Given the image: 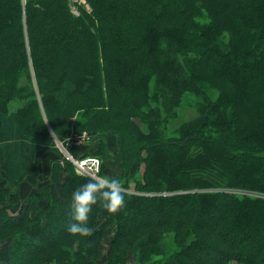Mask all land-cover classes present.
<instances>
[{"label": "trees", "instance_id": "obj_1", "mask_svg": "<svg viewBox=\"0 0 264 264\" xmlns=\"http://www.w3.org/2000/svg\"><path fill=\"white\" fill-rule=\"evenodd\" d=\"M70 1L0 0V113L28 100L14 117L28 134L48 133L40 104L58 141L94 134L71 152L98 157L101 176L119 163L126 205H94L80 237L61 222L88 182L71 163L43 210V196L12 200L3 183L0 231L21 234L0 264L62 260L112 227L103 264H264V0H75L89 8L77 14ZM188 94L202 124L171 127ZM83 252L70 255L87 264Z\"/></svg>", "mask_w": 264, "mask_h": 264}, {"label": "rangeland", "instance_id": "obj_2", "mask_svg": "<svg viewBox=\"0 0 264 264\" xmlns=\"http://www.w3.org/2000/svg\"><path fill=\"white\" fill-rule=\"evenodd\" d=\"M73 1L75 2V0H73ZM76 4H77V6H76ZM76 4L74 5V9L72 10V12H74L75 14L78 13L77 12L78 5H82L87 11H89L88 6L84 5L83 1H81V2L77 1ZM24 15L25 14L22 12V17ZM30 83H31L32 86H34L33 88H34L35 93H36L35 98L38 99L37 103L40 104V102H39L40 94L37 93L38 90H37V85H36V81H35V77H34L33 73L31 74V82ZM202 84H203V87L205 89H213V88H210L206 83H202ZM207 93L209 94V91ZM209 95L212 97V99H215L216 96H217V93L214 91V93H210ZM199 100H200V97L195 96L193 94H188V95L184 96L182 107L177 109V119L174 121L175 124L173 123L171 125V127H175L176 125H178L180 123H186L191 128L198 126L200 123L202 124L203 119L198 116V113L192 107L193 104L198 102ZM27 101L28 100H26V101L14 100V101H12V102H10L8 104L5 112L3 114L0 113V129L3 130L5 128V125L7 126V124L3 125L4 122H2V119L5 120L7 118L12 123L14 131L17 133V135H20V137L23 140L24 139H28V140H30V142L35 143V144H40V143L46 144L44 146V147H46L45 151L49 150V146H51L50 149H52V151H54V149H56L60 153L59 156L57 155L56 157L60 158V163H61L60 165L62 166L61 167L62 168V174L64 175V179L62 181V183H63L65 181V179H67V177H68V171L66 170L64 165L66 164V162L70 163V161H65V159H64V156H66L65 155V151L69 155L74 157L73 156L74 153L71 152L72 149H74V148H78L79 149L81 147L82 148H86L88 145L91 144V141L93 139L92 136H94V134H86V132H82V133L73 132V133H70L65 138H63V143H64L63 144L64 148H63L60 145L61 144L60 141H58L53 136V132L51 131V129L49 127V124L47 122L46 115L44 113L45 111H44V108H43L42 104H40V108H41L40 109V114H41L42 120L44 121V124H45V126H46V128L48 130V133L46 135H43V136H38V135L35 134V132H33L31 134H28L29 132L27 130H24L23 127L21 126V124L19 125L14 119L16 111L18 109L24 107L25 103ZM171 130H172L171 128L168 129V133H170ZM7 137H8V135H6V136L2 135V138H0V151L2 150V148L4 150V154H2L0 156V179L2 178L0 180V189H2V184L3 183L7 184L8 179H11L12 176H13V174H10L11 172L9 173L8 169H6L5 167H8L9 160H11L13 158V155L16 152L15 151L16 147L11 146V144L6 145L7 141H12L13 142V140L8 139ZM71 139H72V141L75 144L72 147H70L71 143H69V141H71ZM94 146H97V144H94ZM34 157H35V155H34ZM72 167H73V165H72ZM73 169L76 172V174H78L79 176H83L84 178L88 179L87 175H85L82 172H79L74 167H73ZM121 174H123V173H122V169H121L120 164L119 163L117 164V162H112V163H109L108 168L105 171V175H103V176H107L109 178H113V177H116V176H120ZM10 176H11V178H10ZM3 186H5V185L3 184ZM10 191H12V189H10V190H9V188H7L6 190L3 189V193H5V194L7 193L6 194L7 196L10 193ZM242 192H243V194H245V193L251 194V195L254 194V192L249 191V193H248L247 190H244V189H242ZM5 194H4V196H5ZM7 196L3 199V201H6L10 205L11 202H8L7 201L8 199L6 200ZM38 196H40V197L43 196V199L41 201H45V202H47L48 200H52L54 198L55 199H62L63 198L62 190H61L60 186H58V194L51 193L50 190L47 189L46 191L42 192ZM9 197H10V194H9ZM262 197H264V195H262ZM14 200H17V199H14ZM48 202L46 203V205L48 204ZM39 205L40 204H38V207L41 210H43L44 207L46 206V205H44V206H39ZM64 214H67V212H65ZM61 222L64 223V224L65 223L66 224H70V225L72 224V220H70L68 215L62 216ZM114 230H115L114 227H112L111 230L109 229L110 235L106 239H104L103 242H100L99 244L94 243L93 245H88L86 243H82L80 249L78 248V246H74L75 248L73 247L74 249L72 248V250H70L71 248H68L67 253L65 255L66 258H63L62 260L61 259L60 260H57V259L48 260L49 259L48 258L47 259L48 262H46L44 264H73L74 263L73 260L76 261L75 264H81V261H80L79 258H77L76 256H71L70 255V252H77L79 250L80 251H84L86 253H89V252L93 253L94 257L90 258V261H88L87 264H103L105 262V260L107 259L108 255H109L108 241L111 239V236H112V233H113ZM20 234H21V232L19 230L0 231V263H3V262L7 261V259H8L7 248L10 245L12 238H14V236H20ZM66 248H67V246H66ZM83 253L81 255H84ZM201 253L207 254L208 253V248L202 249ZM198 257H199V255L194 257V261H197L199 259ZM124 264H140L139 261H138V254H136V253L134 254L133 253V254H129L128 256H126V261H125Z\"/></svg>", "mask_w": 264, "mask_h": 264}, {"label": "crops", "instance_id": "obj_3", "mask_svg": "<svg viewBox=\"0 0 264 264\" xmlns=\"http://www.w3.org/2000/svg\"><path fill=\"white\" fill-rule=\"evenodd\" d=\"M2 122H4L3 125L7 124V126L5 125L3 130L0 129V138H2V135H8L7 138L13 140V142L7 141L6 145L11 144V146L16 147L13 158L9 160L8 167H5L9 173L11 172L10 174H13L12 178L10 176L11 179L7 181V185L13 192L10 194V199L19 200L30 196H38L47 189L51 193L58 194V186L61 185L64 179L60 158L56 157L60 153L56 149L52 151L51 146H49L48 151H45L46 147L44 146L46 144H35L28 139L23 140L14 131L9 119H2ZM60 143L61 145L64 144L63 141ZM69 143H71L70 147L75 145L72 139ZM76 149L78 148L72 149V152H75ZM2 154H4L3 148L0 151V156ZM46 203L40 201L38 204L44 206Z\"/></svg>", "mask_w": 264, "mask_h": 264}, {"label": "clouds", "instance_id": "obj_4", "mask_svg": "<svg viewBox=\"0 0 264 264\" xmlns=\"http://www.w3.org/2000/svg\"><path fill=\"white\" fill-rule=\"evenodd\" d=\"M88 182L79 186L71 195L72 223L67 231L80 237H89L93 228L89 226L90 213L98 203L115 215L125 208V189L119 179L101 176L97 172L85 173Z\"/></svg>", "mask_w": 264, "mask_h": 264}, {"label": "built area", "instance_id": "obj_5", "mask_svg": "<svg viewBox=\"0 0 264 264\" xmlns=\"http://www.w3.org/2000/svg\"><path fill=\"white\" fill-rule=\"evenodd\" d=\"M61 145V144H60ZM63 147V145H61ZM64 148V147H63ZM65 161H70L73 167L82 173L100 172V159L96 156L72 157L65 151Z\"/></svg>", "mask_w": 264, "mask_h": 264}, {"label": "water", "instance_id": "obj_6", "mask_svg": "<svg viewBox=\"0 0 264 264\" xmlns=\"http://www.w3.org/2000/svg\"><path fill=\"white\" fill-rule=\"evenodd\" d=\"M69 6H70L71 10L74 9V1H73V0H71V1L69 2Z\"/></svg>", "mask_w": 264, "mask_h": 264}]
</instances>
